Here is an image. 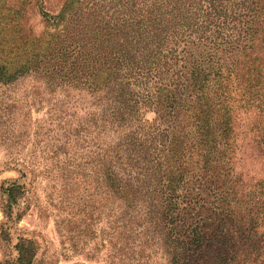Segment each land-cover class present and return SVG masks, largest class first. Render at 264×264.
I'll use <instances>...</instances> for the list:
<instances>
[{"label": "rangeland", "instance_id": "obj_1", "mask_svg": "<svg viewBox=\"0 0 264 264\" xmlns=\"http://www.w3.org/2000/svg\"><path fill=\"white\" fill-rule=\"evenodd\" d=\"M64 1L0 0V50L12 49L20 62L41 53L45 41L56 37L47 34L60 28L47 25L41 13L56 15ZM258 16L264 19V13ZM255 27L257 39L241 41L236 51L208 50L199 41L179 48L183 82L193 64L206 67L210 61L223 62L238 84L228 105L233 183L219 172L213 190L200 192L195 177L182 190L204 198L205 224L209 210L241 213L253 185L264 179V115L246 100L244 89L255 73L264 78V21ZM98 94L75 82L48 88L45 77L31 72L0 83V264H25L17 259L19 248L33 254L29 264H177V254L184 264H264V222L256 232L240 234L232 217L214 218L205 228L219 248L205 243L197 248L176 234L173 221L162 214L137 215L126 197L112 191L110 129L100 131L99 122L88 121L99 111ZM187 94L179 87L174 103L156 113L143 108V119L185 126L191 115ZM10 158L17 164L6 166ZM195 159L187 161L190 173L197 172ZM12 182L23 192L8 210L5 189ZM22 258H28L24 252Z\"/></svg>", "mask_w": 264, "mask_h": 264}, {"label": "trees", "instance_id": "obj_2", "mask_svg": "<svg viewBox=\"0 0 264 264\" xmlns=\"http://www.w3.org/2000/svg\"><path fill=\"white\" fill-rule=\"evenodd\" d=\"M262 13L264 0H65L56 15L41 13L47 25L60 27L47 34L56 37L45 41L41 53L20 62L12 49L0 50L5 54L0 58V83H11L31 72L45 77L48 88L75 82L100 91L99 111L88 121L99 122L100 131L110 129L107 180L112 191L126 197L137 215L162 214L173 221L176 234L185 235L188 244L219 248L209 241L205 228L214 218L232 217L240 234L256 232L264 222V179L253 185L241 213L209 210L203 217L208 218L206 224L201 194H182L191 177L200 192L216 187L219 172L233 183L228 174V105L238 84L223 62L214 65L210 61H205L206 67L193 64L183 82L179 48L186 41H199L208 50L236 51L241 41L257 39L255 26L263 24L258 16ZM255 74L246 82V100L264 115V78ZM179 87L188 92L185 99L191 102L188 123L182 127L158 125L154 120L147 123L142 109L155 108L156 113L163 105L169 107ZM191 155L196 157V173H190L187 163ZM13 161L10 158L5 165L17 164ZM22 192L23 187L13 182L6 187L8 210ZM212 195L220 202L219 196ZM176 198L182 207H175ZM248 225L251 229H246ZM23 252L18 249L17 259L29 264L33 254ZM175 262L184 264L183 254H177Z\"/></svg>", "mask_w": 264, "mask_h": 264}]
</instances>
